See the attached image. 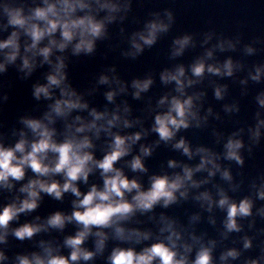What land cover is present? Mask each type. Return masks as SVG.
<instances>
[{
  "label": "clouds",
  "instance_id": "9594fccd",
  "mask_svg": "<svg viewBox=\"0 0 264 264\" xmlns=\"http://www.w3.org/2000/svg\"><path fill=\"white\" fill-rule=\"evenodd\" d=\"M133 3L134 0H0V32L8 33L0 39V75L10 66L17 67L22 79L45 65L50 69L45 82L35 83L32 91L35 100L50 101L47 111L42 116H21L22 127L12 131L13 143L0 137V193H14L0 205V264H95L98 258L104 264H264V242L259 245L258 256L244 258L246 251L257 246L258 236L264 235V228L257 230V235H249L244 223L248 221V229L253 230L257 217L264 220V204L257 206L258 201H264V174L252 181L250 194L240 198L232 195L240 192L244 183L236 181L232 163L243 168L245 150L251 156L264 140V91L255 96L258 110L254 125L241 127L228 136L213 129L222 151L205 145L194 147L191 140L179 135L182 130L207 127L210 118L222 119L211 106L204 111L208 93L197 86L206 80L236 78L243 95L248 94L250 82H264V64L247 68V75L240 78L237 74L247 67L244 60L231 55L220 59L218 55L238 50L244 56L256 55L262 50L256 45H264V39L244 44L240 34L226 37L215 30L204 32L200 40L193 33L175 37L171 60L197 46L203 52L191 64L178 63L159 73L160 82L173 88L157 100L151 109L155 113L153 122L146 128L140 117L131 118L127 100L120 104L117 97L130 93L136 100L143 99L156 83L155 75L134 78L129 84L120 77L117 66H111L96 83L108 86L104 96L115 108L98 110L90 106L85 93L73 87L65 55L70 50L72 56H92L99 42L111 38L110 26L116 23L121 25L120 33L129 45L122 51L124 57L135 60L154 47L172 30L175 13L171 9L152 12L142 29L125 35L123 25ZM210 83L214 98L224 101L229 85L217 79ZM97 90L90 89L88 95ZM8 99L5 93L2 102ZM240 110L239 101L223 104V112L228 115ZM85 112L86 116L73 115ZM58 121L64 122L62 132L56 127ZM137 125L140 130L123 131ZM152 133L158 136L154 143H140ZM102 138L105 146L98 158L97 141ZM162 143L170 144L188 160L199 157V162L190 165L170 159L167 167L179 171L153 174L147 187L139 176L130 178L126 168L132 173L149 172L146 158ZM138 144L139 153L133 155ZM224 161L230 163L226 166ZM97 172L102 184L93 183L82 191L81 183L88 185ZM198 173L206 175L197 178ZM217 176L227 187L214 183ZM68 193L74 197L70 212L57 210L46 217L35 215L20 222L22 216H30L41 207L45 196L63 201ZM189 199L202 212L209 213L208 224L213 227L217 225L215 211L223 213L218 238L207 232L197 233L202 212L192 214L187 224L163 212L158 220L151 215L148 218L158 226L155 231L130 226L143 224L137 217L148 216L157 207L168 209ZM68 225H73L75 231L62 240L35 241L42 233L63 234ZM233 234H238L233 244L241 246L223 247L217 257V249ZM10 237L21 242L35 241L38 250L10 257L6 250Z\"/></svg>",
  "mask_w": 264,
  "mask_h": 264
},
{
  "label": "water",
  "instance_id": "95a60500",
  "mask_svg": "<svg viewBox=\"0 0 264 264\" xmlns=\"http://www.w3.org/2000/svg\"><path fill=\"white\" fill-rule=\"evenodd\" d=\"M39 2V0H37ZM164 9H171L176 16V23L172 30L165 36H163L158 43L151 49H146L145 52L133 60L126 58L122 55V51L129 45L124 35L120 33L121 25L119 23L110 26L111 38L98 43L97 51L92 56H72L71 52L65 53L68 56V72L69 80L73 87L78 91L85 93V98L89 101L91 107H96L98 110H104L105 106L109 109L115 108V104H109L104 96V93L109 90L107 85L97 86V80L100 74L107 71L108 68L115 65L117 66L120 77L127 80L130 84L131 80L137 77L143 78L148 74L156 76V83L149 93H145L143 99L136 100L131 94H125L117 97V103L122 104L127 100L128 104L132 108L131 118L135 119L140 117L143 120V126L150 128L153 122L154 112L151 111L155 107L157 100L167 92H170L173 88L172 85L165 86L159 80V73L166 67H173L175 64L184 63L185 65L191 64L192 61L203 52V49L197 46L195 49H189L183 57L176 60L170 59L171 44L175 37L183 35L184 33H193L196 35L197 40L202 39L204 32L215 30L218 34H223L226 37H231L236 34H240L244 44L251 43L253 40L260 38L264 39V0H134L132 12L129 18L124 23L126 28V34L130 35L132 32L143 28L144 22L151 19V13L156 11H163ZM11 29H9V32ZM8 33L0 32V39L6 38ZM243 45H241L242 48ZM262 50L253 56H244L242 51L238 50L231 53L218 54L220 59H224L231 55L236 59H243L246 64L244 72L238 73L240 78L247 75V68L253 67L258 63L264 64V45H256ZM19 63V62H18ZM49 66L45 65L42 68H38L31 77L28 79H22V73H20L16 66H10L8 72L0 75V137H3L7 143H13L15 137L12 136L14 129H19L22 125L19 124V118L21 116H42L47 111V105L50 101H37L32 95L33 85L37 82H45L44 77L49 71ZM217 79L220 83H226L229 85V95L224 101H217L214 98L213 88L210 80ZM210 80H206L203 85L197 86V88H203L207 90V97L204 102V111L211 106L215 111L221 113V120H215L210 118V124L207 127L196 129L191 128L189 130H182L179 135L186 136L191 140L193 146L205 145L214 148L217 151H222V144L217 145L215 137L213 135V129H218L223 132L225 136L230 135L233 131L243 127L247 129L249 126L254 125L255 113L258 110V105L255 100V96L264 91V82L254 83L250 82L248 85V94H242V86L239 80L236 78H225L220 80L218 77H212ZM98 88L92 95H88L90 89ZM7 93L9 99L6 102H2V96ZM239 101L240 112L232 115H228L223 112V104ZM85 113H73V115ZM56 127L62 132L64 127L63 121H58ZM140 130V126L137 125L132 129L123 130L125 133L134 132ZM158 139L155 133H152L145 137L141 144H152ZM247 141V136L245 135ZM104 139L97 141L96 154L98 158L103 155ZM139 153V144L135 147L133 155ZM244 155L246 157V163L243 168L238 167L235 163H232V169L236 181L243 180L244 183L240 192L233 193L232 195L240 198L242 196L250 194V184L253 180H256L261 174H264V140L257 146L251 156L248 155L245 150ZM125 159H131L127 157ZM170 159H176L183 161L190 165H195L199 162V157L194 160H188V158L182 155L181 152L174 150L170 144H161L155 149L151 157L146 158V165L149 168L147 174L132 173L129 169H125L126 173L130 176H139L141 181L147 187L149 176L153 174H162L164 172L171 173L173 171H179V169H169L167 167ZM226 166L230 163L228 161L223 162ZM123 166V161L120 162ZM206 173H198L197 178H201ZM102 184V179L97 172L89 179V184L84 185L81 183L80 187L82 191H87L88 187L93 184ZM214 183H219L225 187L223 181L217 176ZM19 187V185H17ZM211 188L212 185L205 186ZM14 193H0V205L7 202V198ZM74 199L72 194H65L63 201H57L51 197L45 196L41 204V207L32 213L30 216H22L21 223L26 220H31L35 215L46 217L49 214L63 210L66 212L71 211V201ZM264 204V201H258L257 206ZM177 218L184 224L188 223V218L196 213L202 212L199 205L189 199L188 201H182L177 205H173L168 209L157 207L154 213L148 214V216H138L137 219L143 221L138 226L143 228H152L157 230L156 221L150 220L148 217L155 215L157 220L161 213ZM203 220L196 225L197 233L207 232L210 237L218 238V229L220 228V221L223 219V213L216 210L214 215L217 218V225L215 227L208 224L209 213L202 212ZM245 231L249 235H257V230L264 228V220L259 217L256 218V228L249 230L247 227L248 221H244ZM75 231L73 225H68L63 234L52 232L39 234L35 241L40 239H58L62 240L64 235L71 234ZM243 235V233L239 234ZM238 234H233V237L224 242L221 248L217 249V257L223 247L241 246L234 245L233 240L237 239ZM35 241H19L13 237H10L9 243L6 247L7 253L10 257H15L18 253H29L38 250L35 246ZM264 242V235H259L256 240L254 248L248 250L244 254V258H255L260 254V244ZM112 245L110 244V247ZM91 247V242H89ZM67 254V250H64ZM95 264H104L102 258H98ZM240 264V262H237Z\"/></svg>",
  "mask_w": 264,
  "mask_h": 264
}]
</instances>
